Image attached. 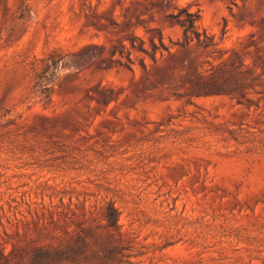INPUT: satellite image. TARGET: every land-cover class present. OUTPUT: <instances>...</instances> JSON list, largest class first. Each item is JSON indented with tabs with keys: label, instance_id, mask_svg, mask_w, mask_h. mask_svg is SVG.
<instances>
[{
	"label": "rangeland",
	"instance_id": "1",
	"mask_svg": "<svg viewBox=\"0 0 264 264\" xmlns=\"http://www.w3.org/2000/svg\"><path fill=\"white\" fill-rule=\"evenodd\" d=\"M0 264H264V0H0Z\"/></svg>",
	"mask_w": 264,
	"mask_h": 264
},
{
	"label": "trees",
	"instance_id": "2",
	"mask_svg": "<svg viewBox=\"0 0 264 264\" xmlns=\"http://www.w3.org/2000/svg\"><path fill=\"white\" fill-rule=\"evenodd\" d=\"M185 14H186V18L179 20V23L183 27L184 37L189 38L190 33L193 32L194 30V24L195 21L199 18V15L191 12H185ZM154 47L156 49L155 44ZM115 216H116V212L114 209L106 213V217L110 222H112L115 219Z\"/></svg>",
	"mask_w": 264,
	"mask_h": 264
}]
</instances>
